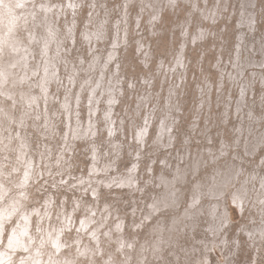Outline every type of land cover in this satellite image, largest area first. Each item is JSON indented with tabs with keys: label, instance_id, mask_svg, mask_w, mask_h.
<instances>
[{
	"label": "bare ground",
	"instance_id": "1",
	"mask_svg": "<svg viewBox=\"0 0 264 264\" xmlns=\"http://www.w3.org/2000/svg\"><path fill=\"white\" fill-rule=\"evenodd\" d=\"M181 1L193 5V3L198 0H127V2L131 3L126 10V25L124 27L122 21L117 23V35L113 44L114 50L107 58L106 51L103 56L98 55L92 64L88 63L89 68L86 71L87 74L83 77L82 83H78L81 89L80 92L70 90L63 100L62 98L58 99L54 93H50V87L56 85L59 79V53L66 50H63L64 46H62L66 41L63 44L61 43V37L63 38L65 32L64 35L61 33L63 35L61 36L59 33L61 27L59 25L58 28L55 23L56 19L54 14H56L55 12L57 11L51 6H44L43 8L42 5V8H40L35 5V0H0V264H76L77 258L80 259V261H89V258L96 252L95 246H99L105 241V237L113 239L115 237V230L123 231L122 225L124 220L121 218L118 211H115L116 207L113 205L116 201L104 202L101 200V198L105 196L103 188H105L110 195L117 197L122 195L124 191H126V193L130 192L131 194L141 192L143 190L142 187L146 188L147 186L146 184L142 185L140 183L141 174H143L144 171L149 172L150 170L153 171L155 175L154 165L156 159H151L149 161L147 157H144L142 152L135 154V159L133 160L134 166L129 168V172L123 173V171L117 168L119 165L118 160H120L121 157L115 156L113 159H107L105 153L100 149V146L98 144H93L90 140L96 139L95 137L100 134L101 128H108L112 133L118 129L116 127L117 120L115 121L116 116L113 114L117 111L115 110V103L118 102L119 98L118 90L120 86H118V83L120 82V78L115 76L114 70L116 67V71L119 73L121 72V61L115 59L118 53L117 47L120 46L122 42V35L125 33L127 37V29L132 23V9L137 6L140 8V15H136L137 22L141 23L142 19L146 16H149L148 18L150 21H158L160 19V14L165 11V6L170 10ZM91 2L94 3L93 0ZM254 3L255 0H244L242 3V10L248 13L245 18L249 20L247 23V20L244 19V24L248 26V29L252 33L254 29L257 28L255 26L257 23L255 18L256 13L253 14V17H250L252 11H250L248 7L253 6L252 4ZM17 4L23 6L16 7ZM197 5H199L198 2ZM92 12L93 11H91V13ZM219 12L222 13L219 8H216V15H218L217 13ZM110 13L111 12H109V14ZM87 20L89 19L87 18ZM113 23L111 24L113 25ZM66 27L70 29V26H67V24ZM77 27L78 26H76V28ZM87 33L89 34L90 32ZM260 34L261 33H258V35ZM89 39L93 41V35L89 36ZM64 40L65 39H63V41ZM85 45L87 46V43ZM91 45L93 46L94 44L91 43ZM38 47L40 54L45 57L42 62H40L41 60L36 56ZM238 47L239 53L236 58H241L242 61L237 62V59H234L233 66L235 70H233L232 73L227 72L225 74V70L222 69L221 84H224L225 87L229 85V87L232 88L237 84L238 80L244 78L243 83L245 87L243 86L244 89L241 92L242 98L235 108V114L238 120H240V128H233L234 133L238 131L236 137L233 139L235 140L234 144L227 139L226 136H223L224 140L221 145V150H218V148L209 149L212 161L216 163L217 160L224 157L229 160L228 168L224 169L219 167V171H216V173L211 176V181L205 188L202 187V182H197L192 195L190 208L184 211L183 218L178 217L175 220V222L181 223L183 220L190 218L192 219L191 226L195 229L200 222L198 216L200 217L202 214H206L209 217H206V219H209L208 227H210L211 234L215 238L214 244H217V238L220 237L223 239L224 236L228 234L229 229H226L227 225H229L230 229H233V227L230 226L232 222L229 216L228 201L229 204L232 203L238 207L241 210L240 213H243V215L247 209L264 207V159L262 162L259 161L262 157L259 152L262 148L264 149V98L256 100V96H254L253 100L250 99L252 93L256 91L257 86L260 85L264 87V44L262 43L259 46L256 45V43L255 45L247 44L246 52L249 53V55L246 58L244 51L243 53L241 52L242 46L238 44ZM126 49L128 50V46ZM251 49L254 54L259 55V57H252L254 55L251 56ZM33 58H35L34 62H32ZM37 58L39 59V64H36ZM83 58L82 60H84ZM66 63H68V61ZM74 64L75 62L72 66ZM81 66L83 65H80V67ZM77 75L79 74L74 72L69 76L71 87L77 84L79 80ZM94 75L96 76L93 77ZM35 78L37 79V83L33 81ZM257 80H259V84H257ZM79 81L81 82V80ZM33 82H35L36 85H33ZM21 86L26 88L22 89ZM133 88H135V86ZM134 97L136 98V96ZM150 101H152V99ZM11 103H13L12 106H9ZM58 103L59 108L57 109L56 105ZM105 104L108 105V108L105 107ZM234 104L231 102L227 103L225 111L228 113L229 108L233 110L235 107ZM259 104L263 108V111L260 113L257 110ZM122 105L125 106L124 104ZM123 106L121 109H123ZM177 107L179 106H170V109L174 111L171 116L172 119L168 120V118L164 117L159 126L161 130L160 136L155 142L159 148L163 147L166 150V155L163 156V158H165L164 164L167 161L168 148L173 146L176 147L177 138L174 135L176 123L174 120L178 117L176 112L179 108ZM83 108H85L84 113L82 112ZM17 113L20 114V119H18L19 116H17ZM81 115H83V117ZM59 124L64 126L63 130L58 126ZM126 128L127 127H125V129ZM150 128L151 122L148 121L146 127L143 128L145 130L138 132L140 141H146V139L149 138L147 136ZM115 133L117 136V131ZM36 139L38 142L37 144H39V150L35 147ZM81 143H92L93 145L94 154L92 155V166L91 168H88L89 165L87 166V173L84 174L82 178H78L75 182H69V179H72L71 164L74 160H77V151H74V146H79ZM214 151L215 153L211 154ZM232 157H234L233 161L231 160ZM253 160H255V165L258 168L252 172L251 169H246V164L244 163L251 162L252 164L254 163ZM196 162L198 163V160ZM189 168L190 166L188 165L183 172L177 175L175 179L176 183H173L174 187H172V185L170 186L168 177L162 175V179L165 180L166 186L168 187L167 194L169 197L165 202H159L154 206L152 204L154 210L150 213L151 216L155 213L163 212L165 208L171 207L174 203L180 201L178 198L184 193V189L181 185L176 184L179 183V181L184 182L187 179V175L190 174ZM192 172L196 174L198 168L196 167ZM63 174H67V176ZM58 175L62 177L63 182H66L64 184L65 189L61 187V184L58 182H48L46 186L47 183L45 184V181H51L52 179L56 180ZM66 177H68V180H66ZM41 179L42 181L40 182ZM35 184H37V186ZM53 184L57 192L52 190L51 186ZM184 187L186 188V185ZM47 188H49V190H47ZM75 190L79 191L81 194H88V198L93 196L95 201L87 202L85 198L82 200L80 198L76 199V201H73L72 209L69 210L68 205L70 199L65 191L72 192ZM42 191L45 192L44 203H39L36 205V208H31L30 203L34 199L40 200L43 198L40 196ZM35 192L36 194H34ZM136 195L135 197H138ZM58 197L62 198L61 205L57 200ZM204 199L207 201L203 203L202 201ZM207 204H209L208 211H205L203 208ZM78 211L84 212L79 221L76 217ZM251 212H249V214ZM202 220L204 221V218ZM36 222L38 223L36 225L37 227H35ZM107 222L109 226L106 227ZM116 224V228L112 229V225L115 226ZM253 224L255 223L253 222ZM7 230H9V232L6 238V236L3 235ZM69 231H79L80 234L75 237L73 241H67V234ZM244 232H247L248 237L251 239L258 240L260 236H264V226L254 231L245 229ZM257 233H259V235H257ZM262 247L264 246L262 245ZM206 258H209L208 255Z\"/></svg>",
	"mask_w": 264,
	"mask_h": 264
},
{
	"label": "rangeland",
	"instance_id": "2",
	"mask_svg": "<svg viewBox=\"0 0 264 264\" xmlns=\"http://www.w3.org/2000/svg\"><path fill=\"white\" fill-rule=\"evenodd\" d=\"M45 1L35 0V5L40 8H42V5L43 8L44 6H51L57 11L55 12L56 14H54L56 19H54L55 23L58 28L59 25L61 27L59 30L61 36H63L65 32L63 38L61 37V43L67 42L62 45L64 46V49H62H66L65 51L67 54L65 51L61 52L63 54L62 57V54L59 53V79L56 85L50 87V93H54L58 99L62 98L64 100L68 91L76 90V92H80L81 89L79 88V84L82 83L83 77L87 74L86 71L89 68L88 63L92 64L98 55L103 56L106 51L107 58L114 50L113 44L117 35V23L122 21L125 27L126 10L131 2H127V0H93L94 3L91 2L92 0H71L72 3L70 0H52L53 2L50 0V3L49 0ZM221 1L222 0H198L193 3V5L181 1L170 10L165 6V11L160 14V19L158 21H150L148 18L149 16H146L142 19L143 23L136 21V15H140L141 12L139 11L140 8L137 6L132 9V23L127 29V37L122 30V42L121 45L118 46L119 48L117 47L118 53L115 59L121 61V74L116 71V67L114 70L115 76L120 78V82L118 83V86H120L118 90L119 98L118 102L115 103L117 114L115 112L113 114L116 116L115 121L117 120V136L115 133L116 131L112 133L108 128H101L100 134L95 137L96 139H91L90 142L98 144L100 149L105 153L107 159H113L115 156L121 157L120 160H118L119 165L117 168L123 171V173L129 172V168L134 166L133 160L135 159V154L142 152L144 157H147V160L156 159L154 165L155 175L153 171L150 170L149 172L144 171L143 174H141L140 183L142 185L146 184L147 186L146 188L142 187L143 190L139 193L136 192L131 194L130 192L126 193V191H124L122 195L117 197L110 195L105 188H103L105 196L101 198V200L104 202L116 201L113 205L116 207L115 211H118L119 215L124 220L122 225L123 231L115 230V237L113 239L105 237V241L99 246L94 245L96 252L89 258V261H80V259L77 258L76 264H203L204 261V264H264V247H262V245L264 246V236H260L258 240H255L248 237L247 232H244L245 229L254 231L264 226V207L247 209L245 212L246 214L244 213L243 215V213H240L241 210L238 207L232 203L229 204L228 201L229 216L232 222L230 226H232L233 229H230L229 225H227L226 229H229L228 234L224 236L223 239L220 237L217 238V244H214L215 238L211 234L210 227H208L209 219H206V217H209L206 214H202L200 217L198 216L200 222L197 228H195L197 230L192 228V219L190 218L183 220L181 223L175 222L176 218H183L184 211L190 208L192 195L196 187L195 184L197 182H202V187L205 188L211 181V176L216 173V171H219V167L224 169L228 168L229 160L221 157L215 163L210 158L209 149L218 148V150H221V145L224 140L223 136H226V138L234 144L235 140L233 139L236 137L238 131L234 133L233 128H240V120H238L235 114V108L242 98L241 92L245 86L243 83L244 78H241L232 88H230L229 85L225 87L224 84H221L222 69L225 70V74L227 72L232 73V71L235 70L233 61L239 53L238 44L242 46L241 52L243 53L244 51L245 58L249 55V53L246 52L247 44L255 45L256 43L258 46L262 43L264 44V0H255V3L252 4L253 6L248 7V9L252 11L250 17H253V14L256 13L255 18L257 23L255 26L257 28L255 27L256 29H254L255 34L244 24V19H246L245 17L248 15L246 11L242 10V3L244 0ZM197 2L199 5H197ZM223 4L226 6L224 7ZM216 8H219L222 12H219L220 14L217 13L219 17L215 13ZM91 11L93 12L91 13ZM109 12L111 13L109 14ZM87 18L89 20H87ZM248 21L249 20L246 22L248 23ZM111 23H113V25ZM66 24L70 26V29H67ZM76 26L78 27L76 28ZM68 30H70L71 33ZM87 32L90 33L88 34ZM258 33L261 34L258 35ZM91 35L94 37L93 41L89 39ZM63 39L65 40L63 41ZM85 41L88 47L85 45ZM91 43L94 45L92 46ZM67 46L70 47L68 48ZM127 46L129 51L126 49ZM37 50L38 53L36 56L41 60L40 62H42L45 57L40 54L39 47ZM250 54L251 56L254 55L252 57H259V55L254 54L252 49ZM38 58L36 59V64L40 63ZM82 58L87 61L82 60ZM236 59L237 62L242 61L241 58ZM34 60L35 58H33L32 62H34ZM67 61L69 64L66 63ZM73 61L75 64L72 66L74 63ZM80 65L83 66L80 67ZM78 70L81 72L79 73ZM72 71L81 75H77V78H79L81 82L78 80L77 84L71 87L69 76L74 73ZM95 76L96 75L93 77ZM36 80L35 78L33 81ZM36 83L33 82V85H36ZM257 84H259V80H257ZM133 85L135 88H133ZM21 88L24 89L26 87L21 86ZM261 88L263 89L264 87L260 85L257 86L256 91L252 93L250 99L253 100L254 96H256V100L264 98V89L262 90ZM134 96H136V98ZM151 99L152 101H150ZM230 102L232 104L235 103V107L233 110L229 108V112L227 113L225 108L227 103ZM12 104L13 103L9 106H12ZM105 105V107L108 108V105ZM173 105L175 107L179 106L177 107L179 110L176 112L178 117L174 120L176 123L174 135L177 141L175 144L176 147L173 146L168 148V157L165 156L167 161L164 164L165 158H163V156L166 155V150L163 147L159 148L155 142L160 136L161 130L159 126L164 117L168 118V120L172 119L171 116L174 111L170 109V106ZM56 106L58 109L59 103ZM122 106L123 109H121ZM261 108L259 104V107H257L259 113L263 111V108ZM84 111L85 108H83L82 112L84 113ZM19 115L20 114L17 113V116ZM81 116L83 117V115ZM18 119H20V116ZM147 120L151 122L152 129L150 128L148 133L147 137L149 138H147L146 141H140L138 132L145 130L143 128L146 127ZM58 126L63 130L64 126L62 124ZM125 127L127 128L125 129ZM37 143L36 139L35 147L39 150V144ZM154 146L157 147L155 148ZM74 148V151H77V160H74L71 164L72 179H69V182H75L78 178H82V176L87 173V166L89 165L88 168H91L93 162L92 155L94 152L92 143H81L79 146H74ZM213 153H215V151L211 154ZM259 153L262 155L259 161L262 162L264 159V149L262 148ZM197 160L198 163L196 162ZM231 160L233 161L234 157H232ZM253 162L252 164L254 166L251 162L244 163L246 164V169H251L252 172L258 168L255 165V160H253ZM188 165L190 166V174L187 175V179L184 182L179 181V183L176 184L181 185L184 189V193L178 198L180 201L174 203L171 207L165 208L163 212H158L151 216L150 213L154 210L153 206L157 205L159 202H165L169 197L167 194L168 187L166 186L165 180L162 179V175H166L170 186L172 185V187H174L173 183H176L175 179L177 175L183 172ZM196 167L198 168V172L195 174V172L193 173L192 171ZM63 175L67 176V174ZM66 180H68V177H66ZM41 181L42 179L40 182ZM48 182H58L63 188L66 183L63 182L60 175L56 177V180L52 179L51 181H45V184L47 183L46 186ZM152 183L155 184L153 185ZM35 185L37 186V184ZM185 185L186 188L184 187ZM189 185L192 187L190 188ZM51 187L53 191L57 192L54 184ZM44 188L42 189L45 190ZM47 190H49V188H47ZM65 192L70 199L68 205L69 210L72 209L73 201H76V199L80 198L82 200L85 198L87 202L95 201L93 196L88 198V194H81L77 190ZM34 194H36V192ZM44 195L45 192L42 191L40 196L43 198L40 200L34 199L30 203V207L36 208L37 204L44 203ZM135 195L138 197H135ZM57 200L61 205L62 198L58 197ZM204 201L207 200L204 199L202 202L204 203ZM208 205L209 204L203 208L205 211H208ZM249 212L252 214H249ZM83 213V211H78L76 214L78 221L81 219ZM203 218L204 221L202 220ZM253 222L255 224H253ZM37 224L36 222L35 227H37ZM107 226H109L108 222L106 223V227ZM116 226L117 224L115 226L112 225V229H115ZM8 232L9 230H7L3 236L7 238ZM79 234V231H69L67 234V241H73ZM257 235H259V233H257ZM195 237L199 239L197 238L196 241ZM207 255L209 257L208 259L206 258Z\"/></svg>",
	"mask_w": 264,
	"mask_h": 264
},
{
	"label": "snow or ice",
	"instance_id": "3",
	"mask_svg": "<svg viewBox=\"0 0 264 264\" xmlns=\"http://www.w3.org/2000/svg\"><path fill=\"white\" fill-rule=\"evenodd\" d=\"M23 5L17 4L16 7H22Z\"/></svg>",
	"mask_w": 264,
	"mask_h": 264
}]
</instances>
